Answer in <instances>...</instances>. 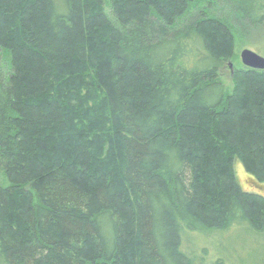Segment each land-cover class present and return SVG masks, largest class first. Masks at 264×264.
<instances>
[{
  "label": "trees",
  "instance_id": "16d2710c",
  "mask_svg": "<svg viewBox=\"0 0 264 264\" xmlns=\"http://www.w3.org/2000/svg\"><path fill=\"white\" fill-rule=\"evenodd\" d=\"M263 24L264 0H0V264H257L234 163L264 184V71L220 73Z\"/></svg>",
  "mask_w": 264,
  "mask_h": 264
},
{
  "label": "rangeland",
  "instance_id": "374dc122",
  "mask_svg": "<svg viewBox=\"0 0 264 264\" xmlns=\"http://www.w3.org/2000/svg\"><path fill=\"white\" fill-rule=\"evenodd\" d=\"M249 31L250 33H244V35L236 37V42H237L235 49L236 58L232 62L226 63L225 68L220 73V82L224 85L226 92L228 94L233 93V91L235 90L234 82H233L234 72L236 70L245 68V66L242 64L241 61V56L243 52L245 50H249L255 54L257 53L258 55L264 58V24L261 27H258L256 30L253 29ZM252 167L259 171V169H257L256 166H254L253 164ZM234 170H235L237 182L240 183L242 189L245 192L248 193L256 192L264 195V184L259 183V181H257V179L251 173H248V171L245 170L241 161L239 160L235 161ZM236 235L240 237L245 236L242 230L236 231ZM221 239L222 241L220 248L223 251L228 252L230 254L231 250L224 242L223 240L224 238L221 237ZM253 242L257 243L254 240ZM253 252L256 256L255 262H258L257 264H264V240L263 242L262 240H259L257 245L254 244ZM234 258L235 259L232 258V261H235L236 264H240L238 263L239 260L237 259V257H235V255Z\"/></svg>",
  "mask_w": 264,
  "mask_h": 264
},
{
  "label": "water",
  "instance_id": "95a60500",
  "mask_svg": "<svg viewBox=\"0 0 264 264\" xmlns=\"http://www.w3.org/2000/svg\"><path fill=\"white\" fill-rule=\"evenodd\" d=\"M241 61L249 69L264 71V58L257 53L255 54L249 50H245L241 56Z\"/></svg>",
  "mask_w": 264,
  "mask_h": 264
},
{
  "label": "bare ground",
  "instance_id": "6f19581e",
  "mask_svg": "<svg viewBox=\"0 0 264 264\" xmlns=\"http://www.w3.org/2000/svg\"><path fill=\"white\" fill-rule=\"evenodd\" d=\"M246 67V66H245ZM246 68H248V67H246Z\"/></svg>",
  "mask_w": 264,
  "mask_h": 264
}]
</instances>
